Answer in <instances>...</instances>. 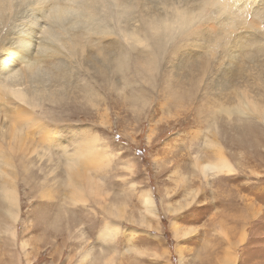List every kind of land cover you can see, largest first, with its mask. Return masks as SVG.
I'll use <instances>...</instances> for the list:
<instances>
[{"label": "rangeland", "instance_id": "rangeland-1", "mask_svg": "<svg viewBox=\"0 0 264 264\" xmlns=\"http://www.w3.org/2000/svg\"><path fill=\"white\" fill-rule=\"evenodd\" d=\"M229 1L227 10L213 15L211 8L200 25L176 33L169 43L163 40L162 48L159 36L151 38L155 44L150 41L149 47L136 46L129 62L156 52L151 71H118L113 78L105 73L103 82L92 71H74L66 90L71 101L59 96L48 111L54 121L34 116L32 130L18 124L25 139L35 142L44 133L43 124L48 125L55 148L44 151L38 142L34 152L3 154L8 163L3 170L11 178L15 173L19 210L15 220L10 218L0 195V264H264V125L234 116L228 120L220 112L239 85L223 84L237 73L223 69L229 57L221 51L223 44L214 42L230 27L228 21L220 23L226 16L245 15L264 34L263 12L255 11L264 0ZM145 2L142 15L165 8L162 0ZM167 2L185 9V0ZM134 18L122 21L143 28L136 10ZM111 28L117 33L116 25ZM236 28L232 36H246L245 29ZM8 31H0V44H10ZM262 75L264 107V69ZM86 84L97 95L91 100L81 99ZM248 90L252 96L257 92ZM82 136L98 140L99 163L84 166L83 175L101 197L87 194L84 203H72L58 146L79 142ZM209 139L221 145L235 169L232 174L203 178L195 168L196 159L202 165L216 158ZM3 182L13 183L2 176L0 186ZM147 191L155 214H147L141 204Z\"/></svg>", "mask_w": 264, "mask_h": 264}, {"label": "bare ground", "instance_id": "bare-ground-1", "mask_svg": "<svg viewBox=\"0 0 264 264\" xmlns=\"http://www.w3.org/2000/svg\"><path fill=\"white\" fill-rule=\"evenodd\" d=\"M145 1L148 0H0V31H8L5 30L7 25L13 27V30L8 31L6 35L7 40L11 41L10 44H0V176L9 178L13 183L6 185L3 182L0 186V195L1 200L7 205L6 213L13 220L17 218L19 210L18 185L14 182L15 173H11V178L10 173L2 168L8 165L4 162L7 158L4 159L3 154L14 151L23 154L34 152L39 147L38 142L42 144L44 151L55 148V138L49 135L54 130L48 131V125L43 124L45 128L42 127L41 131H44V135L41 134V139L35 142L32 141L33 139H25L28 136L26 137L23 133L24 128L18 124L32 130L33 124H37L35 119H32L34 116L48 118V111H53L52 106L57 103L58 97L63 98L66 95L70 85V74L74 71H92L93 75L101 77L102 82L105 73H109L111 78H113L112 74L118 71L132 72L141 69L147 73L152 70L153 53L156 52L149 51V58L138 57L134 63H130V52L136 46L148 43L149 47L150 41H154L155 44V40L151 38L159 36L156 40L161 47L164 42L172 41L176 33L190 30L194 24H199L203 13H207L211 8L214 10L212 9L213 12L210 14L218 15L216 12L221 13L232 6L226 3L230 2L229 0L225 2H222L224 0H185V9H183L172 6L167 0H162L165 2L162 12L155 15L148 11L149 14L142 15L141 8L146 5ZM135 10L139 15L141 14L140 21L143 22L141 29L131 27L128 21L125 23L122 21L125 18L129 19L130 16L134 20ZM255 11L257 13L262 11L261 14L264 16V5H258ZM227 18L220 23L228 21L229 29L220 32L219 36L222 38H217L214 42L223 44L220 45L221 51L229 57L223 69L237 73L236 79L226 78L223 84L239 86H233L232 99L228 97V101L226 100L228 105H222L220 112L222 111L228 120L234 116L237 121L252 120L264 125V107L260 93L263 82L262 69H264L262 66L264 34L261 33L260 28H257L260 24L254 25L253 22L251 27L248 23L250 19L247 20L245 15ZM110 24L116 25L117 33L114 29H110ZM213 26L215 27L209 24L208 28L213 29ZM254 26L259 30L252 29L255 28ZM236 27L245 29L246 36H232L231 32L237 30ZM141 31H144L145 36L141 37ZM115 41H122L128 48H119ZM225 41L227 43H224ZM226 44L228 47H223ZM188 65L185 63V67ZM111 78L107 80L110 82ZM88 82H91V79ZM108 85L115 87L110 83ZM251 87L257 90L254 96L248 90ZM83 89L86 92L82 90L81 99L89 97L91 100L93 96H97L90 92V84L84 85ZM66 97L71 101V98L67 95ZM44 102L50 107L46 108ZM48 119L54 121L52 118ZM86 137L71 145H56L63 153L61 157H64V182L67 187H71L68 188L71 190V198L68 200L72 203H84L87 194L101 197L93 181L89 178L86 180L83 175L84 166H97L100 157L97 138ZM208 145L216 148V158L202 165L196 159L194 166L199 174L203 178L232 174L235 169L225 157L221 145L214 139H209ZM6 148L10 150L7 151ZM71 148V153H68ZM23 169L27 171L26 166ZM24 179H27L26 176ZM34 179L36 180V177ZM31 185L33 191L38 184L34 182ZM140 200L147 214H155V203L153 204L149 191L143 192ZM187 206V203L183 207L181 205L182 209ZM175 233L177 234V230Z\"/></svg>", "mask_w": 264, "mask_h": 264}]
</instances>
